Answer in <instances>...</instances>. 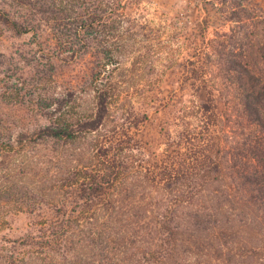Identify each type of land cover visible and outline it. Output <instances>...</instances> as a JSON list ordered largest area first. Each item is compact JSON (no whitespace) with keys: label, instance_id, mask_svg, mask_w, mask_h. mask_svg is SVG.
<instances>
[{"label":"trees","instance_id":"trees-1","mask_svg":"<svg viewBox=\"0 0 264 264\" xmlns=\"http://www.w3.org/2000/svg\"><path fill=\"white\" fill-rule=\"evenodd\" d=\"M13 1L26 19L5 24L25 32L44 25L54 52L70 38L93 36L96 41L105 32L106 11H90L88 0ZM96 13L99 21L94 22ZM246 23L250 42L263 39L257 59L250 55L242 62L247 51L241 45L230 48L223 41L212 46L237 107L218 114L203 107L208 116L203 126L216 124V135L197 136L188 127L175 139L168 134L163 162L150 150L144 157L130 137L109 144L100 138L116 130L107 93L99 89L101 70L113 58L107 42L97 43L107 62L100 65L98 53L83 95L70 89L45 95L41 92L48 85L38 79L33 87L39 90L37 112L48 122L29 142L40 144L38 152L59 167L50 175L53 169L46 165L43 175L25 174L20 183L5 179L9 196L0 204L6 211L18 208L14 204L30 213L43 207L52 211L53 218L37 222L43 227L35 229L45 236L28 247V264H264V19L251 17ZM238 39L233 36L234 42ZM40 54L45 69L38 74L48 78L54 72L51 54ZM91 90L93 98L86 95ZM89 98L92 107L94 100L99 107H82ZM0 145L14 151L1 135ZM12 253L7 255L11 262Z\"/></svg>","mask_w":264,"mask_h":264},{"label":"rangeland","instance_id":"rangeland-1","mask_svg":"<svg viewBox=\"0 0 264 264\" xmlns=\"http://www.w3.org/2000/svg\"><path fill=\"white\" fill-rule=\"evenodd\" d=\"M35 1L39 0H29ZM88 1L90 11L98 7L106 11L101 21L106 26L102 29L105 32L96 41H91L93 36L70 38L69 44H58V51L54 52L53 42L47 43L50 38L44 25L27 32L21 26L16 30L10 28L13 20L21 24L26 13L13 0H0V135L14 148L8 152V147L0 145V204L9 196L5 179L15 177L20 183L22 177L44 173L46 165L53 169L48 172L50 175L59 167L55 159L51 161L54 164H49V158L38 152L40 144L29 142L48 122L37 112L40 99L34 85L38 79H44L43 85L49 88L41 92L45 95L51 91L56 95L64 89L83 95L82 90L87 91L84 82L93 78L98 53L100 65L107 62L102 59L103 50L97 43L104 42L113 51V58L110 57L99 75V89L107 93L116 130L101 136V140L109 144L114 139L130 137L144 157L150 150L154 159L162 162L164 143L170 142L168 134L175 139L176 133L188 127L197 136L201 132L208 137L216 135V124L205 128L208 116L202 112L203 107L211 108L213 114L225 107H237L227 92L228 82L220 72L212 46L223 41L230 48L233 44L243 46L247 51L242 53L243 62L250 55L257 59L256 49L263 44L260 37L250 42L246 21L251 17L264 19V0ZM71 13L67 11L66 15ZM74 13L83 15L79 9ZM96 14L94 22L99 21L100 14ZM9 19L8 26L5 23ZM234 35L241 39L234 42ZM55 37L58 40L57 34ZM41 51L48 54L50 51L54 65V72L48 78L38 74L45 69ZM56 55H60L61 61ZM86 95L93 98L95 92L91 90ZM89 99L82 107H92ZM93 104L92 108L99 107L95 100ZM22 134L27 137L20 143ZM14 205L18 208L7 211L0 206V264H28L25 261L28 247L43 241L41 235L45 236L37 232L36 229L43 227L37 222L53 218L50 208L30 213L26 206ZM11 252L16 255L12 262L7 257Z\"/></svg>","mask_w":264,"mask_h":264}]
</instances>
